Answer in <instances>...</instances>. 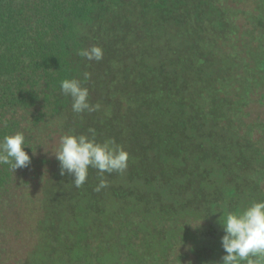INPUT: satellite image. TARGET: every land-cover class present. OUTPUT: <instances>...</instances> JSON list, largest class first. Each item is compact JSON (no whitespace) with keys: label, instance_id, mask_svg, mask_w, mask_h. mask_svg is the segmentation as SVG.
Instances as JSON below:
<instances>
[{"label":"trees","instance_id":"trees-1","mask_svg":"<svg viewBox=\"0 0 264 264\" xmlns=\"http://www.w3.org/2000/svg\"><path fill=\"white\" fill-rule=\"evenodd\" d=\"M204 9L211 14L204 0H0V138L22 132L30 145L25 151L31 156L32 164L35 161L33 153L40 147L43 131L48 125L56 126L61 120L56 127L66 130V134L73 133L76 128L67 122L73 117L72 98L61 92L60 82L75 78L90 95L105 89L106 95L116 97L115 101L122 105L119 112H133L135 125L130 129L114 124L118 127L115 131L96 136L98 142L114 139L128 152L130 174L145 182L156 180L171 193L182 192L177 196L183 200L173 207L205 205L210 197L206 164H216L220 151L214 144L206 146L201 122L192 135L183 123L176 126V115L166 119L165 112L175 106L177 115L189 108L200 116V121L208 118L207 112L225 118L227 114L223 111L239 109L241 96L256 85L254 82L264 69L253 63L250 56L253 53L245 54L246 58H241L244 63L239 65L240 59L231 53L240 48L230 36L233 27L228 20L229 14L219 11L203 18ZM167 32L180 37L183 48L173 47L174 55L163 57L156 39L164 46L162 41ZM129 45L136 49L137 55L133 58L134 63L126 66L120 50ZM92 46L103 49L102 60L89 61L78 54L79 50ZM207 57L218 61L219 76L213 81L205 77ZM149 59H155L156 63H148ZM263 60L264 54L259 62L261 67H264ZM170 67L175 72L165 75V68ZM84 73L90 74L87 80ZM94 112L101 111L95 108ZM237 115L229 116L233 118H229V125L238 123L240 117ZM119 116L123 120V116ZM106 118L104 112L99 114L93 125L96 128L108 125ZM113 120L109 122L115 123ZM144 134L148 138L146 146L142 143ZM214 137L220 136L210 133L207 139L220 143ZM180 156L184 160L181 168L168 160ZM232 167V173L240 168ZM22 169L13 171L8 165H0V208L7 205L12 185L21 180ZM92 176L95 179L89 177L84 183L87 197H80L87 201L89 211L95 203L104 208L100 203L103 189L96 191L99 175L92 173ZM185 178L181 184L179 180ZM248 181L241 178L246 187H250ZM256 182V179L251 181L252 184ZM67 185L74 188L73 183ZM77 192L82 195L81 189ZM123 192L127 194L126 190ZM140 193L135 192L134 200L143 208L153 206L158 214L169 210L171 204L159 201V194ZM124 197L126 195L121 199ZM98 205L95 204L94 212L100 220L104 209ZM203 211L205 216L207 212ZM134 215L142 220L137 212L122 208L114 218L108 216V222L99 225V229L86 226L84 240L73 239L71 235L66 236L65 244L58 245V240H51L50 263L106 264L101 248L106 243L117 250L121 261V253H127L125 241L133 237L125 233L133 226L130 220ZM143 228L147 227L142 224L136 227ZM150 229L145 233L151 234L153 230L160 233L157 226ZM194 231L204 232L196 228ZM49 233L55 237L52 231ZM69 241H74L76 247H67ZM103 248L107 249V246ZM129 259L135 262L138 258L129 256ZM108 264L118 263L110 261Z\"/></svg>","mask_w":264,"mask_h":264},{"label":"rangeland","instance_id":"rangeland-1","mask_svg":"<svg viewBox=\"0 0 264 264\" xmlns=\"http://www.w3.org/2000/svg\"><path fill=\"white\" fill-rule=\"evenodd\" d=\"M204 1L206 5L208 4L212 15L219 11H226L229 14L228 20L233 27L230 36L234 37L235 43H239L238 48H240L231 53L240 59L239 65L244 63L241 58L243 59L245 54L248 56L253 53L250 55L253 63L259 65L260 69H264L259 64L264 54V0ZM211 14L204 9L201 16L203 18L210 17ZM83 36L85 37V35ZM164 38L162 41L164 46L158 43L159 39H156V44L162 48L163 57L173 56L174 53L171 51L173 47L183 48L180 37H175L167 32ZM136 55V49L131 48L130 45L120 50L121 60H126V66L134 63L133 58ZM148 63L154 65L156 62L155 59H149ZM217 64V59L212 57H207L204 63L205 77H209L211 81L219 76ZM165 69V75L175 72L171 67ZM125 82L129 83L127 80ZM254 83L256 85L250 88V92L241 96L242 101L238 110L223 111L227 114L225 118H217L207 112L208 118L200 121V116H197L189 108L177 115L175 106L165 112L166 119L171 115H176L178 117L175 121L176 126L183 123L185 130L190 128L188 132L192 135H195L194 131L201 122L200 130L204 129L205 133L202 134L206 135V146L214 144L220 151L216 164L211 162L206 164L209 171L206 179L207 194H210V197L209 202L201 207L196 205L173 207L183 200L177 196L182 192L171 193L156 180L145 182L142 178L130 174L129 167H127L122 173L104 174L103 179L107 181V186L103 188V199L100 202L104 208L101 204L95 203L99 208L104 209V215L99 220L98 214L94 212V208L97 206L95 207V204L90 206L91 210L89 211L87 201L80 198L82 196L85 198L88 194L84 184L77 188L72 182L73 176L60 175L59 163L54 154L59 146L60 137L67 133L61 127H56L61 124V120L56 126L55 124L48 125L43 131L41 145L34 153L35 161L27 168L20 170L22 172L21 180H17L12 185V190L6 201L7 205L0 208V264H51L48 258L51 240H58V245L65 244L67 235H71L76 240H84L83 232L86 226L92 227V230L99 229V225L102 226L108 222V216L114 218L122 208L137 212L142 220L136 215L132 216L130 223L132 222L133 226H130L129 231L125 234H132L133 237L127 236L129 239L125 243L128 247H124L127 255L121 253V261L117 250L108 246V243L101 245L104 253L102 260L106 264L110 261L118 264H218L224 255L220 244L223 231L218 223L222 213L218 211L235 210L247 205L250 201L264 200V72ZM105 92V89L101 88L96 93L89 94L88 97L90 104H93L101 112H72L73 117L67 122L69 121L76 128L74 129L76 135L80 134L79 130L83 134H88L89 128L95 129L96 134H99L109 130L115 131L118 127L114 124L121 125L126 129L135 125L133 112H119L122 105L115 101L116 97L112 96L111 98ZM117 92L119 93L120 90ZM103 112L107 115L105 121L108 120V125L96 128L93 123ZM64 113L66 114V112ZM135 113L137 114V112ZM233 114H238L239 121L237 124L229 125V118L233 120L229 116ZM119 115L123 116V120L119 119ZM112 119L115 123L109 122ZM210 133L219 135L220 137H214V139L220 143H215L213 140L209 142L207 136ZM143 137L142 143L146 146L148 138L145 134ZM221 146L223 148H220ZM168 160L180 168L184 166L181 156L175 159L168 158ZM235 165L240 168L232 173L230 168ZM200 169L203 168L200 167ZM92 173L96 175L98 171L91 168L86 180L89 177L94 178ZM243 177L249 180L247 186L250 187L242 185L241 178ZM186 179L179 180V182L184 184ZM253 179L257 181L255 184L251 183ZM98 180H101L100 175ZM67 183H73L74 188H70ZM78 189L82 190V195H78ZM125 190L127 194H124ZM135 192L159 194L161 196L159 201L170 203L171 206L165 213L158 214L154 211L155 207L150 206L147 209L137 203L134 200ZM124 195L126 197L122 200L121 197ZM220 197L223 198L222 201H219ZM144 209H147L146 212ZM203 210L207 212L205 216ZM157 221H162V224L158 225ZM141 224L148 229H136ZM151 226L154 228L157 226L160 233L155 230L151 234L145 233L150 232ZM195 228L202 229L205 234L196 233ZM51 231L55 237L51 236L49 233ZM44 233L48 236H45ZM121 236L124 237V235ZM95 245L97 242L93 247ZM68 246L76 247L74 241H69ZM105 246L107 249L103 248ZM78 248L74 250L75 256ZM87 253L94 252L87 251ZM129 256L138 259L131 262ZM54 264H59V262Z\"/></svg>","mask_w":264,"mask_h":264},{"label":"clouds","instance_id":"clouds-1","mask_svg":"<svg viewBox=\"0 0 264 264\" xmlns=\"http://www.w3.org/2000/svg\"><path fill=\"white\" fill-rule=\"evenodd\" d=\"M78 54L89 61L103 59V49L99 46L81 49ZM89 77V73H84L85 80ZM60 89L65 96L72 98L73 112L95 110L88 100V89L82 87L79 80L64 79L60 82ZM96 135L95 129L89 128L88 134L68 133L60 137L54 157L59 163L60 175L73 176L72 182L77 188L85 183L90 167L101 176L96 191L107 186L103 179L105 173H122L128 167V152L114 139L98 142ZM29 146L22 132L3 135L0 138V165H8L13 171L27 168L31 156L25 148ZM218 212L222 213L218 223L223 231L220 244L224 252L218 264H264V200Z\"/></svg>","mask_w":264,"mask_h":264}]
</instances>
